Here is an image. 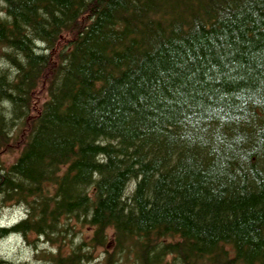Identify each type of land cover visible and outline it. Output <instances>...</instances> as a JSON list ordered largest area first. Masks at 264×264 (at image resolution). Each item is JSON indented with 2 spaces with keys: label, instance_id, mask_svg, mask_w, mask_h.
Listing matches in <instances>:
<instances>
[{
  "label": "trees",
  "instance_id": "obj_1",
  "mask_svg": "<svg viewBox=\"0 0 264 264\" xmlns=\"http://www.w3.org/2000/svg\"><path fill=\"white\" fill-rule=\"evenodd\" d=\"M10 208L36 264H264V0H0Z\"/></svg>",
  "mask_w": 264,
  "mask_h": 264
},
{
  "label": "rangeland",
  "instance_id": "obj_2",
  "mask_svg": "<svg viewBox=\"0 0 264 264\" xmlns=\"http://www.w3.org/2000/svg\"><path fill=\"white\" fill-rule=\"evenodd\" d=\"M23 212L20 209L10 208L0 216L1 226H11L16 223ZM34 251L31 247L24 244L21 239L11 236L7 239H0V258L13 261L16 264H36ZM100 260L104 258L103 251H99Z\"/></svg>",
  "mask_w": 264,
  "mask_h": 264
},
{
  "label": "bare ground",
  "instance_id": "obj_3",
  "mask_svg": "<svg viewBox=\"0 0 264 264\" xmlns=\"http://www.w3.org/2000/svg\"><path fill=\"white\" fill-rule=\"evenodd\" d=\"M9 226V225H8Z\"/></svg>",
  "mask_w": 264,
  "mask_h": 264
}]
</instances>
